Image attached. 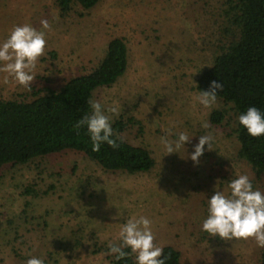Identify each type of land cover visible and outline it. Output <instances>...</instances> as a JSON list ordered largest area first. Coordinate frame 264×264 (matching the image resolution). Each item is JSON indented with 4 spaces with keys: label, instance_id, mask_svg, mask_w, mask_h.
I'll use <instances>...</instances> for the list:
<instances>
[{
    "label": "rangeland",
    "instance_id": "1",
    "mask_svg": "<svg viewBox=\"0 0 264 264\" xmlns=\"http://www.w3.org/2000/svg\"><path fill=\"white\" fill-rule=\"evenodd\" d=\"M223 2L100 0L88 10L74 5L63 16L55 0H0V39L14 25L30 23L42 30V19L50 24L31 89L11 78L5 82L0 72V98L31 100L34 91L60 87L91 71L109 40L122 37L127 69L110 87L95 90L93 100L118 107L112 121H140L141 128L130 123L122 136L148 148L155 160L149 172H110L66 150L2 167L0 264H26L30 256L45 264H108L92 252V239L108 243L129 215L149 217L154 243L174 246L181 264H260L262 248L253 239L221 240L201 231L214 185L224 188L229 178L247 174L264 192V173L256 174L238 157L231 107L216 100L209 109L192 99L198 72L211 64L222 40ZM220 107L227 109L226 119L213 125L209 113ZM169 128L191 137L184 149L164 154L160 138ZM200 135L213 137V149L205 146L193 162L188 153ZM26 186L47 193L30 196Z\"/></svg>",
    "mask_w": 264,
    "mask_h": 264
},
{
    "label": "trees",
    "instance_id": "2",
    "mask_svg": "<svg viewBox=\"0 0 264 264\" xmlns=\"http://www.w3.org/2000/svg\"><path fill=\"white\" fill-rule=\"evenodd\" d=\"M100 0H55L60 15H66L74 5L93 8ZM222 40L211 64L196 77L195 89L207 90L212 80L223 83L217 100L229 105L234 116L233 132L239 144L238 157L250 164L256 174L264 173V136L251 137L240 127L236 117L248 106L264 111V0H224ZM128 48L122 37H113L105 53L91 71L66 79L58 88L34 91V98H0V169L27 164L38 158L66 150L84 154L105 171L129 174L149 172L155 160L148 148L132 144L122 134L130 123L140 121L121 117L112 121L114 136L121 137L113 149L102 144L93 152L84 128H74L76 122L91 112L89 99L95 90L113 85L126 71ZM197 86V87H196ZM227 109L211 110L208 119L221 125ZM1 178V174H0ZM24 193L38 197L47 190L36 191L26 186ZM77 244L81 240L74 238ZM92 252L100 254L108 264H134V254L115 261L107 252L106 242L92 239ZM166 264H181L180 252L164 245ZM127 251V250H126ZM264 264V248L260 255Z\"/></svg>",
    "mask_w": 264,
    "mask_h": 264
},
{
    "label": "clouds",
    "instance_id": "3",
    "mask_svg": "<svg viewBox=\"0 0 264 264\" xmlns=\"http://www.w3.org/2000/svg\"><path fill=\"white\" fill-rule=\"evenodd\" d=\"M40 25L42 30H37L30 23L14 25L0 39V72L6 74L5 82L11 78L23 88L31 89L37 62L45 54L44 30L50 28L46 19H42ZM222 89L223 83L212 80L207 90L199 89L193 95V102L210 109L215 105L217 94ZM88 104L91 112L82 116L74 128L85 129L93 152H99L102 144L117 148V141L122 138L114 136L112 117L119 114L118 107H107L92 99H89ZM236 120L249 136H264V111L256 106H248L237 114ZM201 126L207 128L208 124L203 122ZM190 137L185 131H173L169 128L160 138L164 154L184 149ZM212 142L211 135H200L197 143L193 145V151L188 153L189 158L198 162V158L206 150L205 146L208 150L213 149ZM114 219L118 222L120 216L116 214ZM152 225L153 221L147 216L129 215L119 223L118 232L108 242V254L115 261L134 254V264H166L168 256L164 253L163 246L154 243ZM201 231L221 240L251 238L257 247L264 248V192L254 188L247 174H237L229 178L224 188L214 185L212 194L206 200V214L201 221ZM26 264H45V261L41 257L30 256Z\"/></svg>",
    "mask_w": 264,
    "mask_h": 264
}]
</instances>
